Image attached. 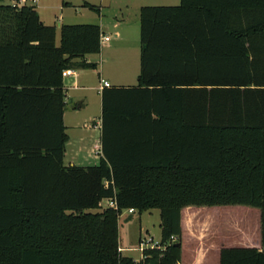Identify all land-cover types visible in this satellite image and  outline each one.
I'll return each mask as SVG.
<instances>
[{"label":"trees","instance_id":"trees-1","mask_svg":"<svg viewBox=\"0 0 264 264\" xmlns=\"http://www.w3.org/2000/svg\"><path fill=\"white\" fill-rule=\"evenodd\" d=\"M2 1L0 264H177L182 209L236 204L260 210L262 248L221 247L219 264H264V0L142 6L137 84L103 88L85 167L63 163L62 71L93 66L74 59L100 28L63 24L56 44L32 5ZM128 208L160 212L137 261L119 250Z\"/></svg>","mask_w":264,"mask_h":264},{"label":"rangeland","instance_id":"rangeland-1","mask_svg":"<svg viewBox=\"0 0 264 264\" xmlns=\"http://www.w3.org/2000/svg\"><path fill=\"white\" fill-rule=\"evenodd\" d=\"M88 2L92 9L82 6ZM3 0L4 4H27L37 9V4H55V7H45L44 16L50 22L58 24L59 15L62 10L60 3H69L68 9L63 13L76 15L74 22H94L98 24L99 17L104 25V33L109 37L108 41L102 42L99 53L90 54V60L95 62L93 66L80 67L85 69L88 83L92 86L84 91L85 99L80 108H77L79 100L76 97L78 91L68 90V98L64 106V125L69 141L63 155L64 165L73 161L76 166H90L99 161L98 150L95 145L100 143L101 137V104L100 92L97 87L100 77L109 80L114 84H135L137 74L140 72V22L139 8L145 5H174L179 0ZM62 5V4H61ZM66 6V5H63ZM39 10H41L39 8ZM99 10V13L97 12ZM66 17L62 22H66ZM52 23V24H54ZM118 27H113V24ZM115 30L119 31L118 36H114ZM59 43V34H56V44ZM67 84L70 85L72 77H68ZM79 148V150H77ZM76 153V154H75ZM107 206V202L102 200L99 209ZM243 210L215 214L214 221L207 222L199 217L195 223L196 227L191 229L189 234L185 233V241H212L216 240L222 244L233 243L243 244L250 242L251 237L257 232L259 227V209L252 206L239 205ZM220 207V206H219ZM217 207V208H219ZM213 208V207H210ZM212 212H217L218 209ZM249 209V210H248ZM245 210V211H244ZM92 212L97 209H92ZM258 220V224L256 221ZM213 222L215 224H213ZM160 212L158 209H148L144 211L134 210L129 213L128 209L122 210L118 216V243L125 248L122 255L130 256L134 260H139L140 251L134 249L138 246L141 237L151 236L153 241L160 237ZM247 235V236H245ZM249 237V238H248ZM197 243V242H195ZM189 253L186 259H189Z\"/></svg>","mask_w":264,"mask_h":264},{"label":"crops","instance_id":"crops-1","mask_svg":"<svg viewBox=\"0 0 264 264\" xmlns=\"http://www.w3.org/2000/svg\"><path fill=\"white\" fill-rule=\"evenodd\" d=\"M36 1H40V0H36ZM36 2V3H38ZM180 2V0H179ZM2 4L3 1H2ZM62 4V5H61ZM179 4V3H178ZM178 4H174V5H178ZM11 5H18V6H21L22 4H17V3H12ZM55 4H37V9H36V12L38 13L39 15V18L40 20L46 24V25H54L55 28H56V34L58 32H60V27L63 25V24H84V23H89V24H96L94 22H74L73 20L76 18V15L72 14V13H66L64 14L63 11L64 9H68V5L69 3L67 2H61L60 3V9L62 10L61 14L59 15V19H64V16L66 17V22H62V20H60V22L58 24H55L54 22H50L49 20H47L46 16H44V12L42 9H44L46 6L47 7H55L54 6ZM63 5H66V6H63ZM84 7H87L89 9H92V7L90 6V4L88 2H84L83 5ZM142 6H140L141 8ZM39 8L41 10H39ZM140 8H139V12H140ZM97 12L99 13V10H97ZM139 22H140V17H139ZM54 23V24H52ZM100 28V31H101V34L102 35H106L104 33V25L99 17V22H97ZM113 27H118V24L114 23L113 24ZM120 35L119 34V31L115 30V33H114V36H118ZM109 40V39H108ZM55 41H56V37H55ZM103 43H101V46H102ZM101 49V48H100ZM100 52V51H99ZM98 52V53H99ZM83 59L85 62H90V63H93L96 64L95 62L91 61L90 60V54H86L85 56H83L82 58H77V59H74L75 61H78V60H81ZM77 68H80V67H77ZM77 68H70L73 70V74L71 75H68L66 77H63V87H64V92H65V103H66V99L68 98V90H76L78 91V93L76 94V97L77 99L80 101L79 104L77 105V108H80L82 103H83V100L85 99V96H84V91L88 90L89 88H91L92 86L87 82L88 79L86 77V71L85 69H79L78 71H76ZM138 75L139 73L137 74V78H136V83L135 84H112L109 82V80H106L104 79L103 77H100V79H104L106 81H108V83L110 84V86H131V85H136L137 84V79H138ZM70 78L72 77V80L70 82V85L67 84V78ZM98 91L100 92V104H101V93L103 91V88H100V81H99V85L97 87ZM64 118V111H63V116H62V119ZM64 123V121H63ZM101 129V127H100ZM65 132H66V125H65ZM67 134V133H66ZM68 136V139L65 143V149L64 151L66 150V144L67 142L69 141V135L67 134ZM95 148L98 150V155L100 153V143L96 144L95 145ZM79 150V148L77 149ZM76 154V153H75ZM68 165H75V163L73 161H69L68 162ZM106 201V200H104ZM102 201L99 203L101 204ZM217 207H213V208H208V207H201V208H197V207H192V206H189V207H186V208H183L182 209V213H181V226H182V243H181V257H180V260L177 264H219V252H220V249L221 247H256L258 249H261L262 248V244H261V232H260V210H259V214L257 215V211H255L256 213H254L258 219L259 217V227H257V232L251 237L250 239V242H245L243 244H233V243H220L216 240H212V241H207L206 242H201V241H195L193 240L192 241H189V242H186L185 241V233L189 234L188 231L190 232L191 229L195 228L196 225L195 223H197V219L198 217H201V219H205L204 221H207V222H212V220L214 221V216L215 214L219 213L220 211V214L222 215V213H227V212H233L234 210H243L245 209L244 207H241L239 206L238 204L236 205H223V206H220L218 209L217 212H212L213 209H215ZM243 208V209H242ZM247 210V209H245ZM244 210V211H245ZM249 210V209H248ZM206 217V218H205ZM256 223L258 224V220L256 221ZM213 224H215L213 222ZM247 236V235H245ZM249 238V237H248ZM160 239V237H159ZM158 239V241H159ZM197 242V243H195ZM119 244V243H118ZM120 248H123L119 245ZM125 249V248H123ZM122 251L121 250V254H122ZM189 253V256L190 258L189 259H186V255Z\"/></svg>","mask_w":264,"mask_h":264},{"label":"built area","instance_id":"built-area-1","mask_svg":"<svg viewBox=\"0 0 264 264\" xmlns=\"http://www.w3.org/2000/svg\"><path fill=\"white\" fill-rule=\"evenodd\" d=\"M27 0H21V2L25 3ZM32 1H36V0H32ZM109 37L107 35H102L100 34V43L102 42H105V41H108ZM73 74V70L72 69H64L62 71V77H66L68 75H71ZM110 84L108 83V81L104 80V79H100V88H106V87H109ZM107 202V206H111V207H114V208H117L116 206V203L114 200H111V199H107L106 200ZM128 212L129 213H132L134 212V209L133 208H128ZM172 238V237H171ZM171 240H174V238H172ZM159 241H153L152 237L151 236H144V237H141L138 241V246L134 249L140 251L141 255H140V258H144L145 257V254H144V251L146 249H152V248H156V247H159ZM119 250H124L123 248H120L119 247ZM137 261V260H136Z\"/></svg>","mask_w":264,"mask_h":264},{"label":"water","instance_id":"water-1","mask_svg":"<svg viewBox=\"0 0 264 264\" xmlns=\"http://www.w3.org/2000/svg\"><path fill=\"white\" fill-rule=\"evenodd\" d=\"M177 245H178V243H177Z\"/></svg>","mask_w":264,"mask_h":264}]
</instances>
